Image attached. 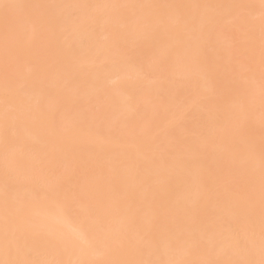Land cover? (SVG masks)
Instances as JSON below:
<instances>
[{"label": "snow or ice", "instance_id": "1", "mask_svg": "<svg viewBox=\"0 0 264 264\" xmlns=\"http://www.w3.org/2000/svg\"><path fill=\"white\" fill-rule=\"evenodd\" d=\"M191 78L206 91L170 104ZM150 105L200 118L175 136ZM0 150V264H264V0H0Z\"/></svg>", "mask_w": 264, "mask_h": 264}, {"label": "bare ground", "instance_id": "2", "mask_svg": "<svg viewBox=\"0 0 264 264\" xmlns=\"http://www.w3.org/2000/svg\"><path fill=\"white\" fill-rule=\"evenodd\" d=\"M26 2H56V3H81V2H118V0H26ZM120 3H147V2H156V3H164V2H183V3H191V2H230V0H119ZM245 2H255L258 3V0H245ZM104 34H101V40L103 39ZM79 38H73V45L76 50L81 54H86V49H81L79 45ZM152 54V50L150 48L144 49L145 59L150 57ZM32 61L29 60L23 65V71L28 72L32 68ZM127 73L130 79L126 83H121L117 79V75L114 74L110 81L108 82V87L113 92V99L119 105L121 110L127 111L130 109L131 104L129 103L128 97L133 96L139 99L141 97V91L139 85L135 81V75L129 70H123L120 75ZM51 81V77H49ZM206 91V86L202 83H198L195 78H191L185 80L179 87L173 88L170 90L168 94V102L174 106L189 108L193 100L195 99L198 92ZM150 118L153 121L155 126L164 127L169 125L170 122L174 125L172 127V134L175 136L183 135L186 131L192 130L197 126L198 120L200 118V113L192 109L185 115L182 111L176 110L175 114L166 111L163 107L159 110L154 111L153 107L150 105L148 108ZM75 117V112H69V120ZM175 128V130H174ZM76 134L81 137L84 141L92 144L96 151H99V148L102 143L107 142L108 135L105 130L104 135L100 136L97 134L96 126L84 127L83 129H77ZM252 134L258 139L260 135L259 124L258 122L252 127ZM2 151V150H0ZM95 153L90 151L89 149H85L81 153V157L84 160H90L94 157ZM2 156H0V165H2ZM186 192V185L182 178L177 177L173 181V184L169 191L162 193V198L167 200L169 198L175 199L177 196H181ZM63 226L66 229H72L76 227L75 223L72 220H65Z\"/></svg>", "mask_w": 264, "mask_h": 264}, {"label": "rangeland", "instance_id": "3", "mask_svg": "<svg viewBox=\"0 0 264 264\" xmlns=\"http://www.w3.org/2000/svg\"><path fill=\"white\" fill-rule=\"evenodd\" d=\"M101 1V0H100ZM102 1H104V0H102ZM105 1H107V0H105ZM112 1V0H111ZM114 1V0H113ZM118 2H119V0H118ZM23 70V69H22ZM174 130H175V128H174Z\"/></svg>", "mask_w": 264, "mask_h": 264}]
</instances>
